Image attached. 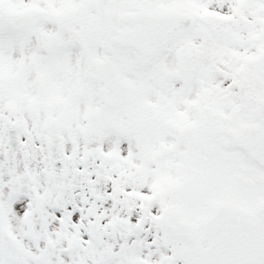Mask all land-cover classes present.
<instances>
[{
	"label": "snow or ice",
	"instance_id": "6c2138e0",
	"mask_svg": "<svg viewBox=\"0 0 264 264\" xmlns=\"http://www.w3.org/2000/svg\"><path fill=\"white\" fill-rule=\"evenodd\" d=\"M0 264H264V0H0Z\"/></svg>",
	"mask_w": 264,
	"mask_h": 264
}]
</instances>
